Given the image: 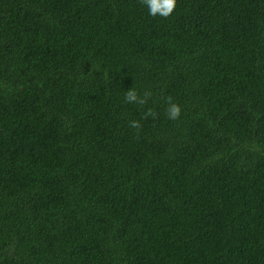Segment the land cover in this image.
Instances as JSON below:
<instances>
[{"label": "trees", "instance_id": "trees-1", "mask_svg": "<svg viewBox=\"0 0 264 264\" xmlns=\"http://www.w3.org/2000/svg\"><path fill=\"white\" fill-rule=\"evenodd\" d=\"M0 264H264V0H0Z\"/></svg>", "mask_w": 264, "mask_h": 264}, {"label": "clouds", "instance_id": "clouds-1", "mask_svg": "<svg viewBox=\"0 0 264 264\" xmlns=\"http://www.w3.org/2000/svg\"><path fill=\"white\" fill-rule=\"evenodd\" d=\"M141 2L147 6L149 15H160L167 18L175 10L177 0H141ZM150 97L151 92H144L141 97L138 95L137 91L131 87L126 90L124 100L125 103L146 105ZM167 105L168 106L165 109L167 117L171 120L178 119L181 113L180 105L174 102L171 97H167ZM155 115L156 113L149 108L145 111L143 118L147 119L148 117H154ZM129 126L134 129H139L141 124L138 120H132L130 121Z\"/></svg>", "mask_w": 264, "mask_h": 264}]
</instances>
